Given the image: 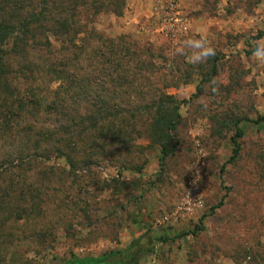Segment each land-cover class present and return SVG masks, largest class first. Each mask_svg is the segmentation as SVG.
<instances>
[{
  "label": "rangeland",
  "instance_id": "obj_1",
  "mask_svg": "<svg viewBox=\"0 0 264 264\" xmlns=\"http://www.w3.org/2000/svg\"><path fill=\"white\" fill-rule=\"evenodd\" d=\"M153 2L139 7L133 25V18H125L128 9L134 15L127 0L123 16L103 10L94 27L149 49L160 67L157 85L169 78L180 86L167 90L183 103L169 155L161 164V147L141 139L143 149L131 163L140 172L123 170L104 157L87 162L90 150L73 166L57 157L48 140L38 139L37 145L35 131L31 137L14 129L0 134V173L17 180L16 190L32 187L44 194L43 210H22L21 215L0 210V264L97 257L129 247L148 230L158 241L140 264H264V123H256L264 116V66L252 56L257 44L264 45V0L185 1L180 23L161 32L152 18ZM201 37L215 56L194 64L185 41ZM37 84L41 104L33 113L38 110V117L28 115L23 130L52 128L61 117L43 112L57 99L58 85L41 78ZM71 107L70 118L77 115H70ZM240 120L241 149L230 161ZM222 199V207L210 215ZM204 216L203 230L183 236Z\"/></svg>",
  "mask_w": 264,
  "mask_h": 264
},
{
  "label": "trees",
  "instance_id": "obj_2",
  "mask_svg": "<svg viewBox=\"0 0 264 264\" xmlns=\"http://www.w3.org/2000/svg\"><path fill=\"white\" fill-rule=\"evenodd\" d=\"M126 1L0 0L1 135L14 129L31 137L35 131L37 145L38 139L48 140L57 157L69 165L75 166L78 156L86 160L84 153L90 150L93 154L87 155V162L104 157L120 164L123 170L139 172V166L131 163L133 155L143 149L138 141L145 139L150 147H161L163 164L181 123L183 104L167 90L180 86L169 78L162 79L161 87L157 85L160 67L152 60L149 49L127 36L111 38L100 34L94 27L95 17L103 10L123 16ZM262 36L260 33L257 40ZM40 78L46 84L58 85L57 99L45 106L44 114L51 112L61 117L52 122V128L35 129L29 125L23 130L28 115L38 117L39 111H33L41 104L37 89ZM134 97L140 103L133 101ZM63 105L60 114L58 107ZM70 107V115L77 114L72 118L68 115ZM240 122L232 137L230 161L238 157L241 149ZM256 123H264V116ZM225 169L223 165L221 172ZM112 182L117 184L118 180ZM16 186L13 176L0 173V210H16L20 215L22 210H43L44 194L40 189L28 187L19 191ZM223 204L224 199L211 208L210 215ZM206 217L183 236L197 235L204 229ZM148 231L125 249L97 257H73L61 264H140L158 241Z\"/></svg>",
  "mask_w": 264,
  "mask_h": 264
},
{
  "label": "clouds",
  "instance_id": "obj_3",
  "mask_svg": "<svg viewBox=\"0 0 264 264\" xmlns=\"http://www.w3.org/2000/svg\"><path fill=\"white\" fill-rule=\"evenodd\" d=\"M185 46L188 49H192V54L189 57L191 63H198L204 60H207L210 57L215 56V50L212 47L207 46V41L201 37L200 39H189L185 41ZM179 54H184L183 49L177 50ZM252 56L255 61L259 64L264 66V45L257 44L253 51ZM216 89L213 88V92ZM199 180V174L197 173L195 179L193 180V184H195Z\"/></svg>",
  "mask_w": 264,
  "mask_h": 264
},
{
  "label": "built area",
  "instance_id": "obj_4",
  "mask_svg": "<svg viewBox=\"0 0 264 264\" xmlns=\"http://www.w3.org/2000/svg\"><path fill=\"white\" fill-rule=\"evenodd\" d=\"M190 0H154L152 18L160 23L159 31H164L173 23H180L181 4Z\"/></svg>",
  "mask_w": 264,
  "mask_h": 264
},
{
  "label": "crops",
  "instance_id": "obj_5",
  "mask_svg": "<svg viewBox=\"0 0 264 264\" xmlns=\"http://www.w3.org/2000/svg\"><path fill=\"white\" fill-rule=\"evenodd\" d=\"M146 3V0H130V5H131V7H132V13L134 12V15L131 17L130 15H129V9L127 10V12H125V13H128V15L126 14L125 15V18L127 19V20H129V19H132V21L130 22L132 25H133V22L134 21H136V19H138V15H139V7L141 8V6H143L144 4ZM150 6V5H149ZM151 7V11H152V6H150ZM150 7H148V4H147V6H146V13H150Z\"/></svg>",
  "mask_w": 264,
  "mask_h": 264
}]
</instances>
